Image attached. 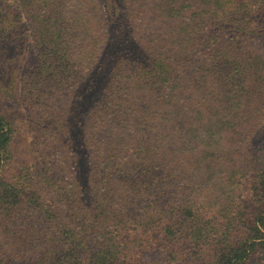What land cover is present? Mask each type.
<instances>
[{
	"label": "trees",
	"instance_id": "16d2710c",
	"mask_svg": "<svg viewBox=\"0 0 264 264\" xmlns=\"http://www.w3.org/2000/svg\"><path fill=\"white\" fill-rule=\"evenodd\" d=\"M33 1L43 13L66 0ZM201 1L167 4L175 31L150 39L149 64L119 61L122 81L106 84L84 124L83 179L72 141L6 177L12 129L0 113V264H248L255 254L264 264V144L253 151L252 141L264 122V59L229 49L219 62L218 37L193 30ZM126 2L142 14L148 0ZM224 2L222 12L244 6ZM91 45L65 54L100 63Z\"/></svg>",
	"mask_w": 264,
	"mask_h": 264
},
{
	"label": "rangeland",
	"instance_id": "374dc122",
	"mask_svg": "<svg viewBox=\"0 0 264 264\" xmlns=\"http://www.w3.org/2000/svg\"><path fill=\"white\" fill-rule=\"evenodd\" d=\"M26 1L0 0V113L12 129L11 158L5 162L3 174L8 178L19 172L30 174L37 162L45 161L52 152H64L65 144L72 141L79 160V177L83 179L87 162L82 141L89 110L99 101L107 83L122 81L118 72L122 58L138 65L150 63L149 47L156 44L150 39L175 31V17L171 16L175 12L167 6L171 0H148L142 14H131L126 0H66L47 7L43 13L36 12V1L30 6L33 10L25 5ZM224 1H201L202 6L192 18L203 23L194 27V32L199 37L209 32L218 37L222 45L213 54L219 62L230 59L229 49L252 48L264 59V0H244V4L241 0L244 6L238 13L222 12ZM209 5L216 8L215 14H210ZM202 7L206 10L201 11ZM70 35L73 38L68 39ZM90 40L91 47H99L94 59L103 51L100 63L97 59L83 66L81 60L67 58L68 47L79 57V47ZM254 69L243 73L251 75ZM247 74L233 85L243 86L245 91L242 81ZM259 87L264 93V79ZM41 97L50 102L40 107ZM63 98L69 107L59 111ZM255 131L253 151L264 144V122ZM44 199L50 201L49 197ZM84 199L91 204L90 196ZM258 256H252L248 264H261Z\"/></svg>",
	"mask_w": 264,
	"mask_h": 264
}]
</instances>
